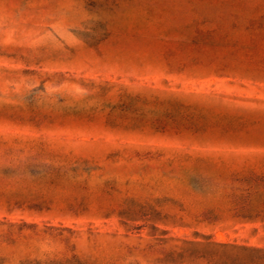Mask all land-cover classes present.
I'll list each match as a JSON object with an SVG mask.
<instances>
[{
    "label": "rangeland",
    "instance_id": "obj_1",
    "mask_svg": "<svg viewBox=\"0 0 264 264\" xmlns=\"http://www.w3.org/2000/svg\"><path fill=\"white\" fill-rule=\"evenodd\" d=\"M0 264H264V0H0Z\"/></svg>",
    "mask_w": 264,
    "mask_h": 264
}]
</instances>
